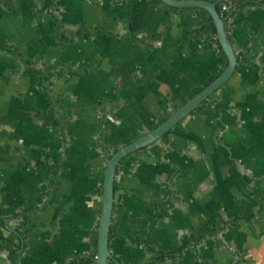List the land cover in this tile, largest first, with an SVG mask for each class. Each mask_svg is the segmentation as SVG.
<instances>
[{
    "label": "crops",
    "instance_id": "1",
    "mask_svg": "<svg viewBox=\"0 0 264 264\" xmlns=\"http://www.w3.org/2000/svg\"><path fill=\"white\" fill-rule=\"evenodd\" d=\"M253 1L231 10L237 64L208 109L119 163L108 264H264V0ZM202 22L201 8L151 0H0V264L11 233L18 264H96L107 159L226 67ZM208 222L221 229L179 250Z\"/></svg>",
    "mask_w": 264,
    "mask_h": 264
},
{
    "label": "water",
    "instance_id": "2",
    "mask_svg": "<svg viewBox=\"0 0 264 264\" xmlns=\"http://www.w3.org/2000/svg\"><path fill=\"white\" fill-rule=\"evenodd\" d=\"M168 6L177 8H203L206 9L212 16L215 24L216 36L220 43L222 50L227 56V65L223 71L209 84L204 86L199 92L193 95L185 103L175 109L162 123L157 125L154 129L140 136L134 141L125 144L118 148L108 159L104 170L103 178V194L101 215L99 218L98 226V238H97V254L96 264H108V260L112 258V254L109 248L110 229L112 223L113 207H114V187L115 176L119 163L127 155L136 152L137 150L144 148L156 140L162 138L167 134L175 125H177L182 119L194 112L205 100H207L212 94H214L220 87H222L232 76L236 64L237 55L232 46L230 38L226 29V19L220 15L217 8V1L208 0H161ZM8 228L14 232L15 229ZM23 251V244L21 246L20 255ZM20 255L18 258H20ZM19 259L17 260V264Z\"/></svg>",
    "mask_w": 264,
    "mask_h": 264
},
{
    "label": "trees",
    "instance_id": "3",
    "mask_svg": "<svg viewBox=\"0 0 264 264\" xmlns=\"http://www.w3.org/2000/svg\"><path fill=\"white\" fill-rule=\"evenodd\" d=\"M151 1L153 3H156V4H163L165 6H168L165 3H163L161 0H151ZM208 1H217V0H208ZM223 3L231 4V6H232L231 10L235 6L255 5V1H253V0H219V2L217 3V8H218L219 12L221 11V7H222ZM168 7H170L171 9H174V10H182V8H177V7H173V6H168ZM192 8H195V7H192ZM231 10L224 14L225 17L228 15H231V13H232ZM201 11L203 13V22H202V25L199 29V32L206 33L214 41V43H216L218 45L221 52L225 55V53L222 50L220 43L217 39L215 24L213 22L212 16L210 15V13L206 9L201 8ZM227 23H228V21L226 20V22H225L226 29L228 28ZM227 31H228V29H227ZM227 63H228V61L226 62V65H227ZM219 74L211 77L210 80L207 82V84H209L212 80H214ZM202 88L203 87H197L195 89L193 95L196 94L197 92H199ZM211 97H212V95L207 100H205L203 103H201V105L195 111H200L201 109L207 110ZM169 115H170V113L161 114L159 117V120H158V124L162 123ZM48 157H50L53 160V163H50L47 166V169L50 171L56 172L58 170L61 162H62L61 155L56 153V154H50V155H48ZM103 178H104V175L102 177L101 185L99 187L100 196H102V194H103ZM220 229H221V227H219L218 225H216L212 222H208V223L203 224L196 232L190 233L189 235H187L183 238L182 244H181V247L179 248V250H182L191 244L199 243L200 241L205 239L208 235H212L215 232L219 231ZM97 238H98V231L96 230L93 234V245H94V250L92 252L93 258L96 255ZM5 248L9 252V258H10L11 264H16L17 258L19 256V253L21 250V243L19 241L18 235H16L15 233H11L9 240H8L7 244L5 245Z\"/></svg>",
    "mask_w": 264,
    "mask_h": 264
},
{
    "label": "built area",
    "instance_id": "4",
    "mask_svg": "<svg viewBox=\"0 0 264 264\" xmlns=\"http://www.w3.org/2000/svg\"><path fill=\"white\" fill-rule=\"evenodd\" d=\"M232 6L229 3H223L220 11V15L224 17L227 21L230 19L229 15L225 17V13L229 12L231 10Z\"/></svg>",
    "mask_w": 264,
    "mask_h": 264
}]
</instances>
